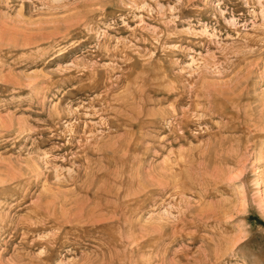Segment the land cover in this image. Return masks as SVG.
Returning a JSON list of instances; mask_svg holds the SVG:
<instances>
[{"label": "rangeland", "instance_id": "1", "mask_svg": "<svg viewBox=\"0 0 264 264\" xmlns=\"http://www.w3.org/2000/svg\"><path fill=\"white\" fill-rule=\"evenodd\" d=\"M0 264H264V0H0Z\"/></svg>", "mask_w": 264, "mask_h": 264}, {"label": "bare ground", "instance_id": "2", "mask_svg": "<svg viewBox=\"0 0 264 264\" xmlns=\"http://www.w3.org/2000/svg\"><path fill=\"white\" fill-rule=\"evenodd\" d=\"M60 209V208H59Z\"/></svg>", "mask_w": 264, "mask_h": 264}]
</instances>
